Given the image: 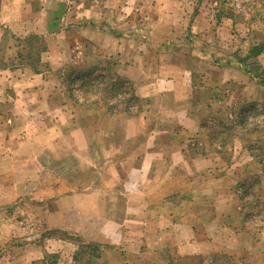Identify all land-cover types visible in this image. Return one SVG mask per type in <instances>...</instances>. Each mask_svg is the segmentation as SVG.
Listing matches in <instances>:
<instances>
[{
    "label": "crops",
    "instance_id": "obj_1",
    "mask_svg": "<svg viewBox=\"0 0 264 264\" xmlns=\"http://www.w3.org/2000/svg\"><path fill=\"white\" fill-rule=\"evenodd\" d=\"M174 7V0H0V203L22 200L20 186L30 190L23 197L58 203L47 228H29L41 237L24 249L6 239L18 230L13 212L0 211V264H48L68 249L57 242L51 249L50 229L102 247L96 264H183L202 253L211 264L215 249L264 250V226L254 229V245L246 237L250 217L236 205L237 181L228 174L242 164L206 146L201 124L211 119L195 110L224 87L219 71L237 69L201 72L194 50L173 51L182 29ZM104 75L134 85L140 115L112 119L62 86L71 79L80 91ZM194 139L205 142L199 150ZM52 182L73 190L49 197ZM71 202L67 212L61 204Z\"/></svg>",
    "mask_w": 264,
    "mask_h": 264
},
{
    "label": "rangeland",
    "instance_id": "obj_2",
    "mask_svg": "<svg viewBox=\"0 0 264 264\" xmlns=\"http://www.w3.org/2000/svg\"><path fill=\"white\" fill-rule=\"evenodd\" d=\"M174 4L173 19L182 29L177 33V38L181 39L177 43L171 42V49L181 53L189 51L190 54L194 50L196 55L191 56L194 58V65L199 66L201 72L231 64L237 69L225 68L222 74L219 71L220 81H226L224 87L220 92L212 93V105L196 107L195 110L200 118L211 119L201 124V135L207 141L206 146L208 144L209 149L221 147L226 152L228 162L237 160V163L242 164L237 171L232 169L227 173L237 181L234 188L240 194L236 205L242 207L243 213L250 217L249 226L253 231H249L253 234L246 237H251L254 245V229L259 230L264 226V222L260 221V216L264 215V179L254 178V174H262L264 177V53L254 58L252 52L254 48L264 46V0H174ZM185 38L192 40L191 45ZM100 77L105 79L89 80L88 84L79 88L80 91L74 90L78 88L76 82L66 78L62 86H65V94L71 99L83 96L84 100L96 102L104 98L102 107H94L111 115L112 119L120 116L132 119L143 112L142 110L133 116L125 115L122 112L126 107L122 104L123 97L118 92H114L116 97L111 96L113 81L107 75ZM209 84L210 87L217 86L211 80ZM137 110L138 107H135L132 111ZM98 124L101 129H106V124L101 121ZM111 126L116 128L117 124L113 123L109 127ZM201 143L194 139L191 144H194L195 150H199ZM235 148L237 154H234ZM254 163L260 165L257 167L260 170L254 171ZM120 188L115 186V189ZM47 189L49 197L66 195L73 190L56 182H52ZM27 192L30 190L19 187L22 200L12 204L13 207H2L0 203L1 212L6 215L13 212L11 219L14 224L17 223L18 230L11 235L7 232L6 239L13 238L18 249L27 248L28 243L36 244L41 235L32 230L41 226L47 228L44 222L53 214L58 215V203L52 201L45 205L38 200H30V197L22 196L27 195ZM40 196L42 195H34L35 198ZM61 205L67 212L74 206L73 202ZM29 228L32 230L29 231ZM44 239L51 240V249L55 248L54 242L68 248L49 255L48 264H96L103 252L100 246L87 245L80 237L56 229L47 231ZM215 245L224 248V244ZM215 250L210 259L211 264H233L234 259L240 264H264V250L259 248L252 252L242 249L231 255ZM8 251L9 249L4 251L5 254ZM203 254L205 253L199 258L186 260V263L206 264Z\"/></svg>",
    "mask_w": 264,
    "mask_h": 264
},
{
    "label": "trees",
    "instance_id": "obj_3",
    "mask_svg": "<svg viewBox=\"0 0 264 264\" xmlns=\"http://www.w3.org/2000/svg\"><path fill=\"white\" fill-rule=\"evenodd\" d=\"M264 53V46H260L259 48H254V51L252 52L254 58L261 56ZM109 78L113 81L111 92H113V97L116 92H118L119 95L123 97L122 104L126 106L124 109H122L123 113L128 116L136 115V113H141L143 110V105L140 99L136 96L134 85L128 81L122 80L120 78H116L115 76H109ZM105 78L99 77L96 78L94 81L99 80L103 81ZM71 81V79H69ZM92 81V83L94 82ZM85 86V84L83 85ZM115 92V93H114ZM104 98L98 99L95 103L96 106L102 107V102ZM110 107V106H109ZM138 107V110L136 112H133V108Z\"/></svg>",
    "mask_w": 264,
    "mask_h": 264
}]
</instances>
